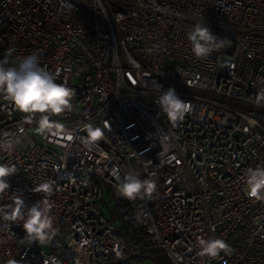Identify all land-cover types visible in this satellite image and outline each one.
Instances as JSON below:
<instances>
[{
    "label": "built area",
    "instance_id": "obj_1",
    "mask_svg": "<svg viewBox=\"0 0 264 264\" xmlns=\"http://www.w3.org/2000/svg\"><path fill=\"white\" fill-rule=\"evenodd\" d=\"M203 20L230 46L201 59L187 33ZM33 53L75 89L74 109L54 117L73 137L22 125L0 97V133L25 129L11 153L0 151V164L16 166L0 205L17 190L29 207L47 198L55 230L40 243L22 222L0 221V264H143L151 252L170 264H264V200L243 183L247 169L264 166V108L255 104L264 0H0V61L15 66ZM158 84L193 106L175 126L156 103ZM88 123L104 131L91 150L77 138ZM116 170L155 173L152 198H122ZM44 183L50 195L36 191ZM103 187L111 218L98 211ZM201 237L229 249L200 258Z\"/></svg>",
    "mask_w": 264,
    "mask_h": 264
},
{
    "label": "clouds",
    "instance_id": "obj_2",
    "mask_svg": "<svg viewBox=\"0 0 264 264\" xmlns=\"http://www.w3.org/2000/svg\"><path fill=\"white\" fill-rule=\"evenodd\" d=\"M187 38L193 55L201 59L230 46L229 40L213 34L204 20L192 26L187 33ZM6 63L7 61H0V97H3L15 111L22 114L21 124L34 126L40 134L51 133L72 139V131L54 117L74 109L75 89L66 84L57 83L56 75L40 65L39 56L35 53L21 58L15 66L6 67ZM161 87L158 84L160 94L156 103L159 105L160 112L165 114L175 126L184 120L186 114L192 112L193 106L189 101L178 96L175 89L168 88L161 91ZM255 104L257 107L264 108V87L259 88L255 93ZM82 130L86 132V136L77 138L89 150L95 147L97 141L104 136V131L91 123L84 124ZM24 131V127L21 126L18 133L7 131L0 133V151L11 153L22 143L20 136ZM15 173V165L0 164V199L9 193L11 185L8 178ZM113 174L117 180L118 194L127 200L151 199L156 190V181L152 178L155 173L143 180L132 170L125 172L122 178L119 170L114 171ZM243 183L244 190L250 198L264 200V166L247 169ZM36 191H43L50 195L52 185L44 183ZM18 193L22 192L19 190L11 192L12 202L0 205V221L22 222L23 231L29 241L45 243L51 239L55 231L54 218L51 215L53 204L49 199L44 198L35 201L29 207L23 195ZM197 245L196 254L200 258H215L221 251L226 252L229 249V245L220 238L201 237L198 238ZM175 259L177 264L182 261L181 257ZM9 264H15V261H9Z\"/></svg>",
    "mask_w": 264,
    "mask_h": 264
},
{
    "label": "rangeland",
    "instance_id": "obj_3",
    "mask_svg": "<svg viewBox=\"0 0 264 264\" xmlns=\"http://www.w3.org/2000/svg\"><path fill=\"white\" fill-rule=\"evenodd\" d=\"M98 211L106 218H111L112 210L114 209L113 200L107 188L103 187L102 196L97 204ZM115 225L122 229L126 228V224L116 220ZM143 264H154L149 258L143 259Z\"/></svg>",
    "mask_w": 264,
    "mask_h": 264
},
{
    "label": "trees",
    "instance_id": "obj_4",
    "mask_svg": "<svg viewBox=\"0 0 264 264\" xmlns=\"http://www.w3.org/2000/svg\"><path fill=\"white\" fill-rule=\"evenodd\" d=\"M124 233V238L126 240H133V235L130 234L127 229L124 230ZM144 258H149L154 264H170L169 260L162 252L147 253L146 255H144Z\"/></svg>",
    "mask_w": 264,
    "mask_h": 264
}]
</instances>
